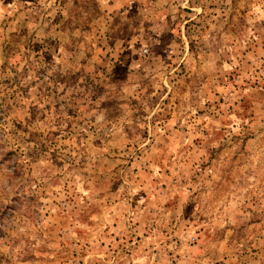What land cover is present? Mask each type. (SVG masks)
Here are the masks:
<instances>
[{
	"label": "rangeland",
	"instance_id": "obj_1",
	"mask_svg": "<svg viewBox=\"0 0 264 264\" xmlns=\"http://www.w3.org/2000/svg\"><path fill=\"white\" fill-rule=\"evenodd\" d=\"M0 264H264V0H0Z\"/></svg>",
	"mask_w": 264,
	"mask_h": 264
}]
</instances>
